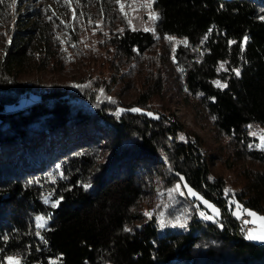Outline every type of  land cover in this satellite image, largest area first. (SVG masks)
<instances>
[{
	"label": "trees",
	"instance_id": "1",
	"mask_svg": "<svg viewBox=\"0 0 264 264\" xmlns=\"http://www.w3.org/2000/svg\"><path fill=\"white\" fill-rule=\"evenodd\" d=\"M152 8V30L122 26L109 37L112 55L137 62L135 72L84 82L72 75L69 88L60 74L47 85L37 72L62 70L53 28L62 21L72 33L76 18L69 27L61 10L46 19L28 3H0V264L8 256L19 264H264V243L244 236L231 206L212 200L220 215L207 220L167 177L139 182V161L155 156L127 131L139 121L179 137L214 196L264 216V148L248 132L264 127V0H152ZM160 39L167 46L144 58ZM169 74L226 138L217 146L238 165L232 193L206 181L197 151L180 141L182 127L152 104ZM129 87L134 95L122 102ZM39 189L49 202L37 199Z\"/></svg>",
	"mask_w": 264,
	"mask_h": 264
},
{
	"label": "rangeland",
	"instance_id": "2",
	"mask_svg": "<svg viewBox=\"0 0 264 264\" xmlns=\"http://www.w3.org/2000/svg\"><path fill=\"white\" fill-rule=\"evenodd\" d=\"M19 1L28 3L30 7H35L37 11L43 13L46 19L50 18L52 14H58L61 10L67 15L69 27H71L72 20L76 18L77 28L76 30H71L73 34L60 25L62 21H59L53 28L52 36L56 39L54 41L57 42L58 51L62 56L60 61L62 70L59 72L56 70L37 72L40 78L47 81V85L53 84L51 80H54L57 74L63 76L65 82H62V84L69 88L77 85L76 79L70 78L72 75H76V78H80L83 82L85 81L83 76L85 77L88 74L91 77H108L111 75L128 77L132 72H135L134 69L138 67V63L130 61L126 65L121 64L112 55L109 37L114 31H120L122 26L150 30L153 28L151 16L155 13V10L152 8V0L151 2L150 0H119V3H117V0ZM74 2L80 8H82L80 5H83L86 9L83 7L84 10L80 9L78 14H76ZM61 5H64V7ZM56 7L59 9H54ZM176 41L175 39L172 40L171 45H174ZM166 46L165 39H160L151 48V51L145 53L143 57L156 58V55ZM79 47L82 51L77 53L75 49ZM77 66H79L78 69L76 68ZM79 71H82L83 74L80 72L79 76H77ZM172 77L171 74L167 76L163 95L159 96V99L154 98L152 104L162 109L167 118L170 120L175 119L182 127L178 129L180 136L183 137L180 141L182 144H191L197 151L201 158L202 170L207 176L206 181L214 187L219 186L222 188L224 194L226 190L228 193H232L233 190L240 187L237 175L238 165L234 161V155L232 157L228 155L227 149H223L220 152L221 150L217 146L219 143L224 144L226 138L220 137L217 139L218 137L213 134L206 116L197 107L195 99L190 95H185L186 98L184 97V100L183 96L178 93L176 82ZM129 86H131L130 83ZM123 92L118 98L126 103L134 95L132 94L133 89L129 87ZM116 96L114 93L115 98ZM164 103H167V108L162 106ZM130 124L127 131L132 135L133 144H141L147 147L150 153L155 156V158H144L139 161L140 167L137 176L139 182L145 186L159 185L162 176L167 177L170 182L175 183L177 186L179 185L181 192L185 194L187 199H190L188 202L193 205V211L197 210L204 218L205 216L211 217V219L207 220H215L220 215V207L212 201L214 199H218L222 204L231 206V212L235 216L247 215L244 211L247 208L237 209L236 201L230 196L217 197L210 192V186L204 182L205 180H202V176L196 171V167L184 156V151L178 144L180 143L179 137L152 132L142 126L139 121H133ZM248 132L252 137H255L257 143L261 146V136L264 135V127L258 124L251 125ZM213 153L217 157H214L213 162L210 163L208 161L209 155ZM189 189L196 195L190 194ZM36 197L44 202H49L48 196L40 189L36 191ZM152 203L153 201L150 202V204ZM148 207L143 202L141 210L144 213H148L151 208ZM213 209L217 211L214 212ZM193 211L192 208L191 210L189 209V212L192 213ZM257 215L264 217L259 213ZM247 217L256 227L247 229L245 237H247L249 232L255 234L264 232V221L256 220L248 215ZM37 220H40V217ZM251 241L264 243V239H251ZM8 257L5 258L2 264H9ZM14 259L17 260V258Z\"/></svg>",
	"mask_w": 264,
	"mask_h": 264
},
{
	"label": "snow or ice",
	"instance_id": "3",
	"mask_svg": "<svg viewBox=\"0 0 264 264\" xmlns=\"http://www.w3.org/2000/svg\"><path fill=\"white\" fill-rule=\"evenodd\" d=\"M2 2H3V0H0V3H2ZM150 2H151V0H150ZM14 3H15V0H13V4ZM117 3H119V0H117ZM122 8H123V6H122ZM151 19H153V20L158 19L157 14L153 13L152 16H151ZM145 30L147 31L148 29H145ZM166 39L171 40L173 38L169 36V37H166ZM229 43L231 44L232 42L230 41ZM242 50H243V48H242ZM234 71H235V73H236L237 76L240 75L239 70H234ZM216 83H217V86L218 87H226V85H220L219 82H216ZM109 99H111V98H109ZM119 111H124V110L123 109H120ZM129 111L139 112L141 110L140 109H137V108H133V109H129ZM117 114H119V112ZM147 114L149 116H152L153 115L152 113H147ZM156 118H158V117H156ZM249 127H251V126H249ZM181 139H183V137H181ZM261 148H264V135L261 136ZM181 179H183V177H181ZM86 187H90V185L89 186H86ZM177 188H179V185L177 186ZM189 193L192 194V195H196L195 193L192 192L191 189H189ZM58 203H59V201H57L56 203H54L52 206L53 207H56ZM205 203H207V202L205 201ZM209 207H211V205H209ZM236 207H237V209H240L241 208V206L239 204H237ZM213 211L216 212L217 210L216 209H213ZM244 211L247 213L248 216L254 217L256 220H259V221H264V217L258 216L257 213H255L253 211H250V210H247V209H245ZM145 215H149V214L148 213H145ZM205 219H211V217L205 216ZM248 222L249 221H245V223H248ZM38 227H42V225H38ZM125 231H130V230L127 229V228H125ZM246 238L247 239H250V240L251 239H264V232H262L260 234H255L253 232H249L247 234V237ZM7 259L9 261V264H19V261L18 260H15L13 257H8Z\"/></svg>",
	"mask_w": 264,
	"mask_h": 264
},
{
	"label": "built area",
	"instance_id": "4",
	"mask_svg": "<svg viewBox=\"0 0 264 264\" xmlns=\"http://www.w3.org/2000/svg\"><path fill=\"white\" fill-rule=\"evenodd\" d=\"M245 221H249L248 223H245ZM238 223H239V229L241 231H246L247 229L255 228V224H252L247 215L241 214L238 216Z\"/></svg>",
	"mask_w": 264,
	"mask_h": 264
},
{
	"label": "bare ground",
	"instance_id": "5",
	"mask_svg": "<svg viewBox=\"0 0 264 264\" xmlns=\"http://www.w3.org/2000/svg\"><path fill=\"white\" fill-rule=\"evenodd\" d=\"M242 232L245 234L246 231H242Z\"/></svg>",
	"mask_w": 264,
	"mask_h": 264
}]
</instances>
